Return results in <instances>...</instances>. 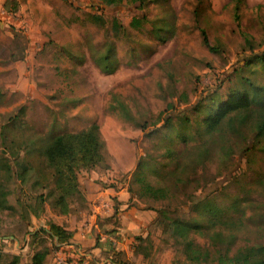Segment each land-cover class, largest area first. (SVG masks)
<instances>
[{
    "label": "rangeland",
    "instance_id": "1",
    "mask_svg": "<svg viewBox=\"0 0 264 264\" xmlns=\"http://www.w3.org/2000/svg\"><path fill=\"white\" fill-rule=\"evenodd\" d=\"M239 4L235 17L234 0H120L112 7L102 0H8L0 17V131L5 125L7 137L2 143L0 135V153L12 165L27 158L38 169L41 140L96 122L106 155L102 164L77 171L83 197H72L67 213L45 197L52 182L42 170L22 182L20 167L13 165L17 175L7 183L12 207L0 208V264L13 254L26 264L38 250H46L43 264H97L86 257L88 244L78 243V251L69 239L58 241L50 224L89 228L94 244H103L102 229H118L123 201L142 211L134 233L107 241L118 264H217L218 252L227 247L231 254L239 246L264 243V184L257 180L264 170L255 132L226 122L207 135L194 123L234 87L247 90L254 107L264 104V63L246 61L252 52L247 38L253 50L264 48V0ZM142 15L147 18L139 27L130 24ZM161 19L174 24L163 41L152 31ZM202 29L212 49L203 43ZM109 45L116 57L112 72L96 61ZM22 105L25 112L14 122ZM168 115L171 130L164 123ZM178 127L187 132L186 141ZM29 137L35 140L31 153L23 147ZM168 143L176 161L169 162ZM140 158L149 163L150 170L142 169L147 180L166 185V192L133 180ZM172 168L175 174L167 176ZM97 186L111 187L104 210L92 206ZM122 187L124 193L116 192ZM236 199L243 215L235 227H208L207 215L195 206L214 201L237 218L229 206ZM171 217H197L204 224L188 234L201 255L185 253L183 237L167 225Z\"/></svg>",
    "mask_w": 264,
    "mask_h": 264
},
{
    "label": "trees",
    "instance_id": "2",
    "mask_svg": "<svg viewBox=\"0 0 264 264\" xmlns=\"http://www.w3.org/2000/svg\"><path fill=\"white\" fill-rule=\"evenodd\" d=\"M119 1L120 0H102L103 5H109V7L114 6ZM136 1H139L141 4L144 3V0ZM240 1L241 0H234L235 17H238ZM7 2L8 0H5L3 4L4 9L6 10H8ZM11 8L16 9V6ZM91 17L94 21H100L101 19L100 15L95 13L91 14ZM146 18V15L133 16L130 20V24L139 27ZM173 29V21L171 22L166 19H161L158 22L153 23L152 31L156 38L163 41L173 32ZM201 32L203 43L208 48L212 49L213 46L209 44L205 30L202 29ZM247 41L252 52L246 58V61L263 64L264 48L253 50V42H251L249 38H247ZM96 61L103 71L112 72L116 67V57L113 54L112 45H109L104 52H101V54L96 57ZM1 95L2 92L0 91V96ZM24 112L25 106L22 105L17 113L11 117V120L15 122L20 114L22 113L23 115ZM172 119V115H168L164 118V123L168 125V129L170 130L172 128ZM187 119L188 118H184V121H187ZM195 120L194 123L196 126L200 125L202 127V133L207 135L214 133L223 123L226 122L231 127L237 126L242 128L246 126V129L255 132L256 142L261 152L260 157L263 163L261 164V167L264 170V104L254 107L247 90L239 87H234L228 90L225 96L222 99H219L214 107L207 110L202 117L197 118L196 121ZM23 123L24 121L22 120V125ZM4 128L5 125H2V130L0 131V135H2V143H4L7 138L4 133L6 132ZM176 132L184 141L188 139L185 130L178 127ZM169 139L171 138L169 137ZM24 142L25 145L23 147L25 151L31 153L34 150L35 140L29 137L26 138ZM41 142V145L37 147V151L39 152L40 157H42L40 158V161L43 163L40 164V168L37 166L38 169H35L33 162L28 161L27 158L22 159V163L16 158L13 160V165L18 168L20 167L21 171H19V174L22 177V182L26 180L31 171L42 170L43 172L40 171V174L43 173V177L47 182H52V185L45 193V197H51V206L58 208L61 213H67L71 209L69 204L70 199L75 196L80 198L83 197L76 181L77 171L82 168H92L104 162L106 155L105 142L100 136L99 127L96 122H92L87 127L80 130L58 132L48 137L46 140H41ZM166 147L168 150L167 153H169V162L176 161L175 150L172 148L171 143H168ZM13 165L8 156L5 155V151H2V153H0V208L12 207L7 201V195L9 193L7 183L13 178V176L17 175L13 170ZM148 165V162H145L143 158H140L138 161V167L140 169H138V172L134 175L136 177L133 178V180L140 183V185L142 183L145 189L150 191L157 192L159 190L166 192V185L151 184L147 180V174H145L142 169L147 170L148 168V170H150ZM155 170H157V168H155ZM175 171V168L168 169L167 176L168 173L173 176ZM38 180L39 179L37 178L35 179L36 182ZM257 180L259 183L264 184V171L259 174ZM140 193H143V191L141 190ZM238 205L237 199L233 200L229 205L232 208V211L239 213V216L236 218L228 216V212L230 211L229 208L220 207L214 201H203L199 205L198 203L195 204L196 209H198L200 213H205L207 215L208 222L206 225L208 227L215 225L227 227L237 226V223L241 222L238 220L240 219L239 217L243 215V207ZM159 210L164 212L167 211L165 208H159ZM167 225L171 227L173 235L183 237L184 251L187 255L196 258L202 254V248L188 238L190 231H199L204 226L197 217H193L190 220L182 219L180 217H171L168 219ZM49 230L57 237L58 241H67L72 235L71 230L56 223H51ZM233 237L234 236L232 235V238ZM218 253L220 254L216 256L217 264H264V243L242 245L237 247L231 254L228 253L227 247L225 248V251ZM45 256L46 250H38L33 253L31 260L26 264H43ZM19 260V254H13L8 264H21Z\"/></svg>",
    "mask_w": 264,
    "mask_h": 264
},
{
    "label": "crops",
    "instance_id": "3",
    "mask_svg": "<svg viewBox=\"0 0 264 264\" xmlns=\"http://www.w3.org/2000/svg\"><path fill=\"white\" fill-rule=\"evenodd\" d=\"M4 2L5 0H0V17L4 15V12L6 11V9H4ZM95 192L93 194H91V200L92 201H101L100 204L95 205V203L93 202L92 206L95 207L96 209H103L102 205L103 202L105 200V197H107V194L111 191V187H99L97 186L95 188ZM118 193H124V188L122 187L120 190L116 191ZM104 210V209H103ZM140 211H142L141 209H139L136 206H127V203L125 201H123L122 204H120L119 208H118V212H117V222L119 225H117V231L113 232V233H117V235H121L124 236L126 234H130V233H134L137 228L140 226V221H139V217H140ZM107 213V212H106ZM105 228H103V235L101 237V239H106L105 241H103L104 243L102 244L100 242L99 245H95L94 241L92 240V235L91 232L89 231V228H78L77 230H72V235L69 238V241H71L68 245H73V244H88L90 249L89 251H86V257L87 259H89L90 257L93 258V262L97 263V264H118L115 262L113 256H115L117 254V252H115V249H111L110 247V243L107 242L108 241V237H107V229L106 232L104 230ZM109 231V230H108ZM126 237V236H125ZM106 242V243H105ZM81 244H78V251L81 248ZM89 257V258H88ZM89 261V260H88ZM91 263V262H90ZM92 264V263H91ZM122 264V263H120Z\"/></svg>",
    "mask_w": 264,
    "mask_h": 264
},
{
    "label": "built area",
    "instance_id": "4",
    "mask_svg": "<svg viewBox=\"0 0 264 264\" xmlns=\"http://www.w3.org/2000/svg\"><path fill=\"white\" fill-rule=\"evenodd\" d=\"M116 236H117V233H108V234H107L108 239H109L110 241H112V242H115V240H116ZM65 264H71V263L66 262Z\"/></svg>",
    "mask_w": 264,
    "mask_h": 264
}]
</instances>
